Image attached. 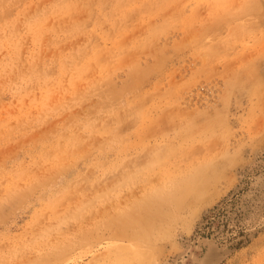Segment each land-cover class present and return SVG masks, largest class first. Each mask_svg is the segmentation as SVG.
<instances>
[{"label": "rangeland", "instance_id": "obj_1", "mask_svg": "<svg viewBox=\"0 0 264 264\" xmlns=\"http://www.w3.org/2000/svg\"><path fill=\"white\" fill-rule=\"evenodd\" d=\"M0 264H264V0H0Z\"/></svg>", "mask_w": 264, "mask_h": 264}, {"label": "trees", "instance_id": "obj_2", "mask_svg": "<svg viewBox=\"0 0 264 264\" xmlns=\"http://www.w3.org/2000/svg\"><path fill=\"white\" fill-rule=\"evenodd\" d=\"M229 219L226 208H223L221 210H218L217 212H214L210 216L204 217V220H206V224L204 225V230L201 232L203 235H206L207 237H210L213 234H221L225 232H230L228 225H229ZM217 223V230L218 232L216 233V229L213 230V224ZM243 241H238L237 243V248L241 246Z\"/></svg>", "mask_w": 264, "mask_h": 264}, {"label": "bare ground", "instance_id": "obj_3", "mask_svg": "<svg viewBox=\"0 0 264 264\" xmlns=\"http://www.w3.org/2000/svg\"><path fill=\"white\" fill-rule=\"evenodd\" d=\"M12 1V0H11ZM81 25V24H80ZM74 31H75V29H74ZM90 32V31H89ZM151 143V142H150Z\"/></svg>", "mask_w": 264, "mask_h": 264}]
</instances>
